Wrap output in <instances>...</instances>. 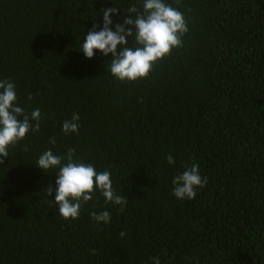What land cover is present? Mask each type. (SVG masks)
I'll use <instances>...</instances> for the list:
<instances>
[{
  "label": "trees",
  "instance_id": "trees-1",
  "mask_svg": "<svg viewBox=\"0 0 264 264\" xmlns=\"http://www.w3.org/2000/svg\"><path fill=\"white\" fill-rule=\"evenodd\" d=\"M164 2L185 18L182 47L122 82L111 54L81 45L101 9H118L115 31L143 0H0V81L42 117L0 164V264H264V0ZM69 148L111 173L122 211L94 190L76 219L59 214L45 191L58 169L36 162ZM193 163L207 184L178 199L172 180ZM103 211L107 224L89 215Z\"/></svg>",
  "mask_w": 264,
  "mask_h": 264
},
{
  "label": "clouds",
  "instance_id": "clouds-1",
  "mask_svg": "<svg viewBox=\"0 0 264 264\" xmlns=\"http://www.w3.org/2000/svg\"><path fill=\"white\" fill-rule=\"evenodd\" d=\"M101 12L102 28L97 24L93 25L84 37L81 51L89 59L95 55L94 50H99L105 57L111 54L109 70L113 77L122 82L147 77L156 62L169 56L174 48L182 47V37L188 32L182 12L166 4L164 0H143L142 10L136 4L130 5L126 11L130 14L129 18L123 23H116L115 31L111 27V16L117 14L118 9L112 7L101 9ZM129 38H132L133 46H129ZM16 101L15 85L7 79L0 81V164H3V158L8 157L10 145L14 146L23 140L29 131L40 130V110L25 113ZM79 119V115L74 113L71 120L63 121L62 132L65 135L78 134ZM50 143L55 145V138H51ZM24 150L27 151V148ZM75 152V148H69L64 155H55L48 149L36 162V166L44 172L58 169L56 187L49 185L45 191L48 196L55 192L54 202L59 214L64 219H76L81 203L92 200L94 190H98L106 202L120 205L122 211L128 199L116 193L110 179L111 173L107 170L97 172L92 164L74 159ZM166 159L169 164L175 163L170 154ZM172 184L176 198L194 199L196 189L203 188L207 184V178L201 177L198 164L193 163L183 173L176 175ZM89 215L97 224L110 222V213L107 211L91 212ZM125 235L123 231L119 233L120 238ZM92 254H95V249ZM155 264H160L158 258Z\"/></svg>",
  "mask_w": 264,
  "mask_h": 264
}]
</instances>
